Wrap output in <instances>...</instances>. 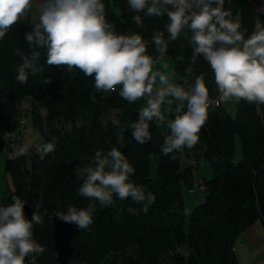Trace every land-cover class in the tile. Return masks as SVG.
<instances>
[{
  "label": "trees",
  "instance_id": "obj_1",
  "mask_svg": "<svg viewBox=\"0 0 264 264\" xmlns=\"http://www.w3.org/2000/svg\"><path fill=\"white\" fill-rule=\"evenodd\" d=\"M106 19L117 34L139 33L148 41L154 31H163L166 17L149 18L144 27L133 22L135 15L128 8V0H102ZM230 8L236 22L241 23L245 37L256 25L257 11L251 0H232ZM32 10L25 14L11 31L0 40V150H13L15 134L23 137V129L30 122L40 135L41 143L55 141L53 153L41 158L34 148L23 155L18 152L7 157L5 172L13 187L0 195V206L12 203L13 195L25 205L40 204L47 210L43 225H34L33 237L45 248L36 264H60L55 242L53 216L68 205L86 207L89 201L79 195L81 181L75 169L91 161L95 151L120 150L135 168L130 180L155 195V203L147 214H130L128 208L140 209L131 199L119 200L115 194L112 205L97 202L93 224L86 230L76 228L72 240L73 252L68 264H237L234 243L238 235L257 220L264 221V105L236 102L235 114L222 103L210 104L209 116L199 133V142L192 149L175 153L173 159L164 155L160 147L170 130L153 121L152 140L136 143L131 130L125 132L123 145L116 142L113 117L121 123L138 119V109L144 100L129 104L119 97V89L110 94L94 91V79L79 69L47 66L46 50L41 52L39 65L43 74L29 76L27 84L15 79L20 58L17 48L25 53L30 49L24 34L30 31ZM190 32L183 31L176 41H169L167 58L175 62L178 84L185 69L193 68L196 75H204L209 99L218 98L214 76L203 57L191 64ZM148 54L155 56L150 45ZM183 57L182 60L178 59ZM41 75L51 83L40 84ZM174 107V105L172 106ZM174 119V112L171 113ZM25 120L22 123V120ZM165 122V121H164ZM162 123V126L165 123ZM8 138L5 139V134ZM240 139L242 160L235 161L236 139ZM197 163L203 156L211 164L213 177L205 181L206 195L189 219L184 213L183 187H194L193 164L183 162V151ZM155 174L153 175V172ZM29 258H26V264Z\"/></svg>",
  "mask_w": 264,
  "mask_h": 264
},
{
  "label": "clouds",
  "instance_id": "obj_2",
  "mask_svg": "<svg viewBox=\"0 0 264 264\" xmlns=\"http://www.w3.org/2000/svg\"><path fill=\"white\" fill-rule=\"evenodd\" d=\"M226 0H128V8L135 15L133 22L139 28L149 18L166 17L163 31H154L146 41L139 33L117 34L114 25L106 19V6L102 0H40L38 22L24 34L30 52L17 48L15 54L20 62L15 68V79L25 85L29 76L43 74L39 65L41 52L46 50L47 66L79 69L85 76L94 79V91L110 94L119 89V97L129 104L144 100L138 109V119L128 123L113 117L116 142L123 145L125 132L131 130L133 140L145 144L152 140L150 124L165 121L162 105L174 112L168 120L170 133L165 136L160 151L175 158V153L194 148L199 142V133L209 116V88L204 75H196L191 66L185 69L182 83L172 82L166 71V53L169 41H176L185 30L190 32L191 64L203 57L210 66L215 86L218 89L216 105L229 101L244 100L250 104L264 105V24L245 37L241 25L225 8ZM232 0H228L230 5ZM33 0H0V40L30 11ZM155 56L148 54L149 46ZM178 59L182 60L183 57ZM160 65L164 70H156ZM51 83L41 75L40 84ZM174 105V107H172ZM8 133L5 134V139ZM31 145L19 148L23 155ZM15 149V145L13 146ZM56 149L55 141L37 146L43 158ZM135 168L117 148L97 150L90 162L75 169L81 181L78 193L89 203L78 208L68 205L55 216L65 223L86 230L93 224L97 202L112 205L113 196L128 200L140 209L128 208L130 214L142 211L147 214L156 197L146 192L142 185L130 180ZM12 203L0 206V264H36L37 257L45 248L33 237L34 225H43L40 204L34 207L31 219L25 217V202L19 196L11 197ZM185 215L188 209L184 210ZM257 232L264 234V224L255 222Z\"/></svg>",
  "mask_w": 264,
  "mask_h": 264
},
{
  "label": "rangeland",
  "instance_id": "obj_3",
  "mask_svg": "<svg viewBox=\"0 0 264 264\" xmlns=\"http://www.w3.org/2000/svg\"><path fill=\"white\" fill-rule=\"evenodd\" d=\"M239 23V22H238ZM264 24V16L259 15L258 20H256V25L257 24ZM241 25V23H239ZM255 25V28H256ZM240 30L242 32L243 28L241 25ZM255 30V29H254ZM164 63L168 64L167 72L170 74L172 82L178 83V75L176 72L175 68V62L171 58H167L164 61ZM156 70H164L160 65L156 66ZM209 100L215 101L217 98H210ZM223 105L226 106L227 111L231 114H235L236 111V102L235 101H229L227 103H222ZM169 105L165 103L162 105V111L164 112L165 115V125L162 126V123L160 124L162 128L166 127L167 128V122L168 120H171L172 114L168 111ZM217 107V106H216ZM0 135H1V130H0ZM22 134L17 133L15 134L14 137V143L13 146L15 145V149L13 148L12 151L9 150V148H5V152H2L0 150V195H2L6 190L10 189L13 187L12 180L10 176L5 172V162L7 157H10L13 153L18 152V143L20 142V139H23L24 145L28 144L31 145L32 148H34L37 151V146H42L43 144L41 143V137L40 135L32 128L30 125V122L27 123L26 127L23 129V137L21 136ZM242 147H241V142L240 139L237 137L236 139V150H235V156L234 159L235 161H240L242 160ZM197 163L194 162V160L191 157H188L186 154V151H183V162L186 164H193V171H194V187L193 188H188V187H183V197L185 201V208L188 209V214L186 215L187 220L189 219L193 209L201 204L204 200V197L206 195L205 190V185H202V188H200V184H204L206 180L211 179L213 177V170L211 167V164L208 160H206L203 156H199L197 158ZM155 174V171L153 172V175ZM77 264V263H76Z\"/></svg>",
  "mask_w": 264,
  "mask_h": 264
},
{
  "label": "crops",
  "instance_id": "obj_4",
  "mask_svg": "<svg viewBox=\"0 0 264 264\" xmlns=\"http://www.w3.org/2000/svg\"><path fill=\"white\" fill-rule=\"evenodd\" d=\"M255 5L258 16H264V0H251ZM33 0L31 26L38 22V4ZM264 224L263 220H260ZM234 253L237 264H264V234L257 232L255 223L242 231L234 243Z\"/></svg>",
  "mask_w": 264,
  "mask_h": 264
},
{
  "label": "water",
  "instance_id": "obj_5",
  "mask_svg": "<svg viewBox=\"0 0 264 264\" xmlns=\"http://www.w3.org/2000/svg\"><path fill=\"white\" fill-rule=\"evenodd\" d=\"M25 217L31 219L33 208L25 205ZM54 242L55 249L60 260V264H68L71 253L73 252L72 240L75 236L76 228L73 224L65 223L53 216Z\"/></svg>",
  "mask_w": 264,
  "mask_h": 264
},
{
  "label": "built area",
  "instance_id": "obj_6",
  "mask_svg": "<svg viewBox=\"0 0 264 264\" xmlns=\"http://www.w3.org/2000/svg\"><path fill=\"white\" fill-rule=\"evenodd\" d=\"M210 104H212V106H215V107L217 106L216 103H214V101H211V100H210ZM24 121H25V120L23 119V120H22V123H24Z\"/></svg>",
  "mask_w": 264,
  "mask_h": 264
}]
</instances>
